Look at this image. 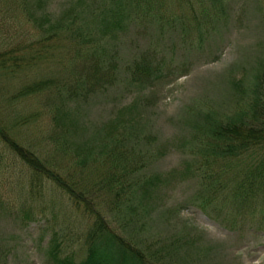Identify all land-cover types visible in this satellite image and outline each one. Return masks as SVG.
Listing matches in <instances>:
<instances>
[{
	"label": "rangeland",
	"instance_id": "374dc122",
	"mask_svg": "<svg viewBox=\"0 0 264 264\" xmlns=\"http://www.w3.org/2000/svg\"><path fill=\"white\" fill-rule=\"evenodd\" d=\"M23 5L13 9L10 3L9 15L1 13L0 50L17 46L30 53V40L41 34L30 14L46 13L52 23L61 19L73 26L71 38L77 39L60 35L51 55L0 79V118L12 126L16 140L57 164L61 179L81 186L79 199L89 204L74 201L49 178L35 179L0 141L5 264H56L50 248L79 263L91 207L114 233L142 249L150 264H264L263 207L251 215L233 213L232 221L218 199L202 209L198 171L189 170L208 121L230 116L251 94L264 97V0H42L38 7L24 0ZM143 59L150 60L147 76ZM40 77L63 84L61 95L49 86L9 100L21 83ZM61 100L74 122L65 136L68 151L94 148L102 132L120 131L122 145L143 157L133 177L151 179L145 195L134 181L132 202L127 201L124 184L109 189L105 179L100 182L105 170L98 168L99 160L81 162L54 149L48 108ZM32 111L37 115L30 120ZM23 117L25 123L13 120Z\"/></svg>",
	"mask_w": 264,
	"mask_h": 264
},
{
	"label": "trees",
	"instance_id": "16d2710c",
	"mask_svg": "<svg viewBox=\"0 0 264 264\" xmlns=\"http://www.w3.org/2000/svg\"><path fill=\"white\" fill-rule=\"evenodd\" d=\"M10 3L15 6L13 9L24 6V0H0V15L1 13L9 15ZM41 3L42 0H35V7L40 6ZM2 20L0 19V22ZM61 21L58 19L55 23L50 22L46 13L38 18L30 14V22L41 30V34L32 41L30 40V53L22 52L17 46L0 50V79L13 77L24 71L33 64L35 58H45L51 55L50 49L55 43L58 44L60 35H65L69 42L76 41L77 37L71 38L72 31H74L73 26L63 24ZM143 60L140 63L142 64L141 70L147 76L151 71L150 60ZM49 86H53L56 94L61 95L60 90L63 84L56 85L52 77H40L21 83L9 94V100L37 93ZM64 101L61 100L60 103L48 108L52 125L49 136H54V149L63 154L69 153L70 157H78L81 162L86 160V157L92 161L99 160L98 168L105 170V175H102L100 182L102 183L105 179L109 189L112 184H117L119 187L124 184L127 189V201L131 200L134 181L138 182L142 196L145 195L147 184L151 183V179L134 180L133 177L137 169L143 165V157L132 148L122 145L123 135L120 131L102 132L98 139L99 143L94 148L87 144L79 147V151H68L69 144L65 136L72 134L74 122L71 120V113L67 105L63 103ZM36 115V111L30 112V120L35 119ZM13 120L25 123L28 118H14ZM10 128L12 126L6 125L0 118V141L32 171L35 179H40L42 176L49 178L71 194L74 201L85 200L79 199L81 186L61 179L58 165L53 164L39 150L31 147L28 149L21 144L11 135ZM197 153L198 157L193 160L189 170L198 171L201 184L198 192L204 194L199 202L202 209H206L211 201L218 199L219 203H216L224 210L228 221H232L233 213L251 215L256 206L263 207L261 211L264 212L263 96L251 94L245 105L230 116L208 121L205 124L201 147L198 148ZM115 170L118 171V176ZM119 189L113 191V196H119ZM84 202L89 204L88 200ZM127 205L130 206L129 203ZM90 211L93 212V218L84 235L85 257L79 263H75L68 256H58L50 248L49 255L56 264H150L142 249L129 244L109 228L108 222L104 220L97 208L91 207ZM102 235L105 237L104 241L101 240ZM5 255L6 250L0 245V264H5Z\"/></svg>",
	"mask_w": 264,
	"mask_h": 264
}]
</instances>
